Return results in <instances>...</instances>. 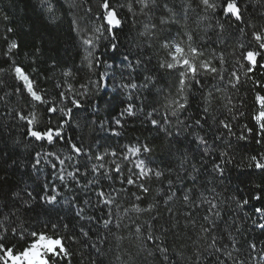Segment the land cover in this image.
Returning a JSON list of instances; mask_svg holds the SVG:
<instances>
[{
  "label": "snow or ice",
  "instance_id": "obj_1",
  "mask_svg": "<svg viewBox=\"0 0 264 264\" xmlns=\"http://www.w3.org/2000/svg\"><path fill=\"white\" fill-rule=\"evenodd\" d=\"M39 5L59 25L55 0ZM68 15L80 59L59 78L55 58L51 75L19 63L4 28L0 264H264V185L228 191L240 142L264 148V0H97ZM244 87L255 131L238 123ZM129 127L147 135L108 142ZM246 159L264 172V151Z\"/></svg>",
  "mask_w": 264,
  "mask_h": 264
},
{
  "label": "trees",
  "instance_id": "obj_2",
  "mask_svg": "<svg viewBox=\"0 0 264 264\" xmlns=\"http://www.w3.org/2000/svg\"><path fill=\"white\" fill-rule=\"evenodd\" d=\"M60 11L57 15H62V21L57 25L56 21L49 18L47 10L42 9L39 5V0H0V10L9 16V21L0 19V50L6 48L3 40L5 26H11L15 29L14 34H9L11 39H16L21 47L17 60L26 66L27 70L32 67H37L40 73L51 75L50 65L52 59L55 58L58 64V69L55 75L59 78L60 71L68 66H74L79 62L80 57L76 55V40L73 33L70 31L71 17L68 15L70 11L78 16L84 15V7L89 3L96 10L97 0H55ZM251 12V9H249ZM40 52L37 54L36 49ZM27 54V55H26ZM36 60V64H32V60ZM264 79V77H258ZM42 86L52 89V81L44 82L41 80ZM240 97L244 99L245 107L242 109L246 115L239 120V125L247 124L255 131V123L252 120V114L255 111L253 103L254 97L247 87L241 88ZM139 122H137V128ZM137 128L129 127L126 130L125 136L121 138H113L109 143L124 144L134 141L137 136L143 138L147 132H141ZM237 132L240 131L237 127ZM103 142V141H102ZM159 143V142H157ZM241 147L236 153V162L244 168V171L237 170L236 167H230L228 170V191L238 194L243 197L254 191V185L259 183L264 185V172L256 170L249 171L247 169V156L264 151V148L257 146L254 140L251 143L240 142ZM243 158V159H242ZM19 175V174H18ZM15 179V178H14ZM255 206H261L257 202H252ZM248 212L251 214V205L248 207ZM43 210L36 209V213L42 214ZM36 213L32 215L35 216ZM256 238L264 239V236L256 233ZM11 239V238H10ZM15 243V241H12ZM76 251H79V245L75 246ZM72 264H81L79 255L75 256ZM84 264H88L85 260Z\"/></svg>",
  "mask_w": 264,
  "mask_h": 264
}]
</instances>
